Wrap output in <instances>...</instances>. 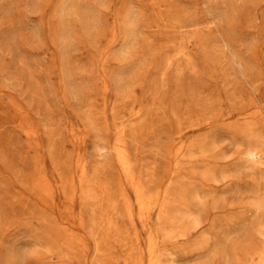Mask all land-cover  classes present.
I'll return each instance as SVG.
<instances>
[{"label":"rangeland","instance_id":"rangeland-1","mask_svg":"<svg viewBox=\"0 0 264 264\" xmlns=\"http://www.w3.org/2000/svg\"><path fill=\"white\" fill-rule=\"evenodd\" d=\"M0 264H264V0H0Z\"/></svg>","mask_w":264,"mask_h":264}]
</instances>
